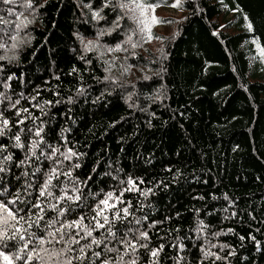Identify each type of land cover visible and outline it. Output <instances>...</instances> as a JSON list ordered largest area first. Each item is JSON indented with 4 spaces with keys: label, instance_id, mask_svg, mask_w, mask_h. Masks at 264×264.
<instances>
[{
    "label": "trees",
    "instance_id": "obj_1",
    "mask_svg": "<svg viewBox=\"0 0 264 264\" xmlns=\"http://www.w3.org/2000/svg\"><path fill=\"white\" fill-rule=\"evenodd\" d=\"M23 2L0 3L5 19L15 20L5 11L12 7L32 21L20 33L23 43L15 53L0 50L17 57L0 61L6 69L0 79L16 76L5 81L9 88L0 85V92L13 101L23 93L28 99L18 107L36 116L41 113L33 104L53 102L41 116L45 138L60 146L62 129H69L63 133L68 146L83 155L65 161L64 170L80 164L72 172L87 181L85 193L122 189L127 185L119 181L128 177L144 179L140 187L153 188L154 195L145 199L125 192L123 199L132 202L135 216L147 214L143 228L162 221L148 230L153 247L165 245L160 264H176L177 254L184 257L180 264H197L205 240L217 245L211 250L221 256L235 253L216 264H264V81L249 77L251 63L264 68L253 43L264 47V0H144L150 7L173 6L181 15L163 18L169 27L162 33L141 34L135 22L121 19L120 28L99 42L120 43L127 51L102 57L85 53L80 37L95 41L124 10L110 5L101 13L107 22H97L92 13L106 0H32L27 11ZM237 6L242 13L232 10ZM245 14L253 22L251 32ZM129 35L135 48L125 43ZM37 92V100H31ZM8 107V102L0 105ZM5 115L14 120L15 111ZM0 143L9 146L14 159H23L24 152L12 148L7 136ZM42 167L46 171L49 162ZM12 171L20 175L22 169ZM12 179L14 192L24 180ZM87 203L94 201L89 197ZM201 220L207 227L197 233ZM181 241L183 252L171 247ZM148 261V255L141 256L142 264Z\"/></svg>",
    "mask_w": 264,
    "mask_h": 264
},
{
    "label": "snow or ice",
    "instance_id": "obj_2",
    "mask_svg": "<svg viewBox=\"0 0 264 264\" xmlns=\"http://www.w3.org/2000/svg\"><path fill=\"white\" fill-rule=\"evenodd\" d=\"M18 2L19 0H0V3L6 5H16ZM110 5L114 10L117 6L124 10L123 14L112 22L111 28L101 29L95 41L85 42L83 37H80L85 53L96 51L102 57L104 52L127 51L120 43L111 47L99 42L100 37L111 35L120 28V20L125 17L136 23L139 33L143 34L145 31L150 33L151 25L148 18L150 6L144 0H106L100 10L93 11L92 19L97 22L101 20L107 22L101 13ZM22 7L26 11L32 10V0H24ZM88 7L91 9V5ZM232 10L241 13L243 11L239 6ZM5 11L10 17L14 16L15 20L0 16V50L15 53L23 43L20 33L32 21L24 12H17L12 7ZM152 19L155 21L154 16ZM243 19L246 21L245 26L248 31H253V22L249 17L245 14ZM131 42L132 36L129 35L125 43L135 48L137 45ZM253 43L260 57L264 58V47L256 40H253ZM101 49L104 51H100ZM80 58L84 59L83 56ZM15 59L17 57L14 54L0 55V61L11 63ZM5 71L4 65L0 64V74ZM75 71L76 69L73 68V72ZM105 71L110 72V67ZM15 79L14 73L7 75L0 79V85L7 89L10 85L5 81ZM104 79L110 80L111 77L106 76ZM79 91L82 94L84 90ZM38 96L39 92L30 99L36 101ZM21 99L28 98L21 93L20 98L13 101L11 96L0 92V105L5 102L9 105L8 108H0V137L7 136L13 142L12 148L24 152L23 159L17 161L9 146L0 143V264H142L141 256L144 254L149 257L148 264H160V254L165 251V245L161 243L153 247L148 230L162 221H154L147 224V229L143 228V222L148 220L147 214L135 216L132 202L123 199L125 192H137L147 199L150 194H155L153 188L142 189L140 185L145 183L144 179L128 177L127 180L119 181L120 185H127L122 189L108 192L102 189L98 193L90 191L85 193L87 181L74 178L72 172V169L79 168L80 164H72L69 170H64L65 161L71 162L73 158L79 159L83 155L74 150L75 146H68L71 141L67 140L63 133L69 129H62L60 140L63 144L60 146L48 143L45 138L46 121L41 119V116H47L45 107L53 102L33 104L32 107L39 109L41 113V116H36L29 108L18 107ZM68 102H72L71 97ZM10 110L15 111L14 120L5 115ZM44 161L49 162L46 171L42 167ZM13 168L22 169L20 175H15ZM37 174L40 176L37 177ZM13 176L16 183L24 180L21 187L14 192L9 187H15ZM61 177L65 179L61 180ZM164 187L166 188L167 185ZM101 195L103 198L98 199ZM89 197L94 201L93 205H88ZM225 199L228 197L225 196ZM140 207L142 209L144 205L141 204ZM89 208L90 212L86 211ZM78 211L80 214H77ZM50 213L54 215H49ZM70 216L73 218L69 219ZM206 227L202 220L198 221L195 231L203 233ZM213 235L220 236L221 233L216 232ZM241 239L243 240L244 237ZM252 239L255 240V237ZM204 244L205 246L200 249L202 258L197 264H205L208 260L211 264H216L217 261H227L229 255L235 254L234 251H229L221 256L211 250L217 245L209 244L207 240ZM171 247L183 252L186 246L181 241L172 244ZM219 247L223 250L229 246ZM141 249L144 250L143 253ZM175 259L176 264H180L184 257L177 254Z\"/></svg>",
    "mask_w": 264,
    "mask_h": 264
},
{
    "label": "rangeland",
    "instance_id": "obj_3",
    "mask_svg": "<svg viewBox=\"0 0 264 264\" xmlns=\"http://www.w3.org/2000/svg\"><path fill=\"white\" fill-rule=\"evenodd\" d=\"M181 15V12L178 11L173 6L168 7H149L148 18L149 23L151 25V31L155 32H166L169 25L163 22V18L174 17L178 18ZM155 17V21H153L152 17ZM231 15L228 16L230 18ZM249 77L251 80H261L264 81V68L261 63H251V67L249 70Z\"/></svg>",
    "mask_w": 264,
    "mask_h": 264
}]
</instances>
